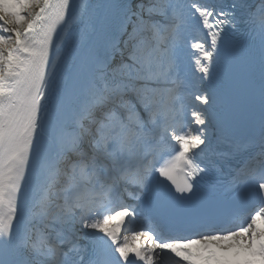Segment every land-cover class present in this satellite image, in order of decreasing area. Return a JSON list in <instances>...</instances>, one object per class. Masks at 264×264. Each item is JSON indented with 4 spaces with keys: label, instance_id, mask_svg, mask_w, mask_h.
I'll return each instance as SVG.
<instances>
[{
    "label": "snow or ice",
    "instance_id": "snow-or-ice-1",
    "mask_svg": "<svg viewBox=\"0 0 264 264\" xmlns=\"http://www.w3.org/2000/svg\"><path fill=\"white\" fill-rule=\"evenodd\" d=\"M193 20L207 39L191 43L187 85ZM233 161L231 180L202 185ZM249 189L261 206L246 222L195 236L135 230L123 201L195 221ZM165 258L264 264V0H0V264Z\"/></svg>",
    "mask_w": 264,
    "mask_h": 264
},
{
    "label": "bare ground",
    "instance_id": "bare-ground-1",
    "mask_svg": "<svg viewBox=\"0 0 264 264\" xmlns=\"http://www.w3.org/2000/svg\"><path fill=\"white\" fill-rule=\"evenodd\" d=\"M89 1L93 2V5L98 2V0H89ZM79 2L81 3L82 0H80ZM190 25L191 26H189V28L186 29L187 31H189L190 34L188 32H187L188 34L184 33L185 39L182 40V43H181V46L179 49V61H180V57H184L186 59L185 62L186 63L189 62V64H191V67H193L195 65L194 64L195 53L193 52V50L191 49V47L187 41H188V39L197 38L198 37L197 32L203 33L204 29L202 28V26L197 21L194 23L191 22ZM193 25H194V27H193ZM79 27H83V25L78 26V28H74L73 34H75V32L79 30ZM180 70H182L181 66H180ZM189 72L196 78L200 75L198 72L192 70V68H191V71L188 69V72H186V73L189 74ZM181 73H182V71H181ZM192 75H191V78H192ZM128 190H130V189H128ZM166 264H172V263L170 262V263H166Z\"/></svg>",
    "mask_w": 264,
    "mask_h": 264
},
{
    "label": "rangeland",
    "instance_id": "rangeland-1",
    "mask_svg": "<svg viewBox=\"0 0 264 264\" xmlns=\"http://www.w3.org/2000/svg\"><path fill=\"white\" fill-rule=\"evenodd\" d=\"M88 2L91 3V4H93V2H91V1H89V0H88ZM194 22H196V21L193 20L192 23H194ZM194 25H195V24H194ZM194 25H193V27H194ZM189 26H191V25H189ZM189 26H188L187 28H189ZM197 40H200V41H201L200 38H198ZM192 70L195 71V65L192 67ZM192 80H193V83H191V84L194 85V84H195L194 81H195L196 79L194 78V79H192ZM193 127H195V125H193Z\"/></svg>",
    "mask_w": 264,
    "mask_h": 264
}]
</instances>
